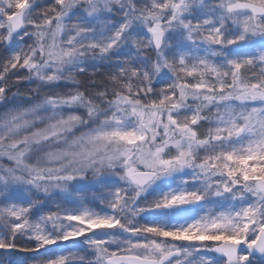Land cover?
I'll list each match as a JSON object with an SVG mask.
<instances>
[{"label":"snow or ice","instance_id":"1","mask_svg":"<svg viewBox=\"0 0 264 264\" xmlns=\"http://www.w3.org/2000/svg\"><path fill=\"white\" fill-rule=\"evenodd\" d=\"M0 55V264H264V0H0Z\"/></svg>","mask_w":264,"mask_h":264},{"label":"rangeland","instance_id":"2","mask_svg":"<svg viewBox=\"0 0 264 264\" xmlns=\"http://www.w3.org/2000/svg\"><path fill=\"white\" fill-rule=\"evenodd\" d=\"M44 2H45V0H41V3H44ZM2 62H3V56L0 55V63H2ZM18 74L19 75H25V73H23V72H20ZM13 79H14V77H13ZM35 86H36L35 84H29L27 81H21V83H19V84H12L11 90L8 93L9 99L11 100L12 94L16 93L17 91H19L22 94H28L29 89L33 88ZM161 86L162 85H157L158 88ZM58 91H67V88L61 87L60 89H58ZM9 106H10L9 104H0V112L5 111ZM205 127H207V125H205ZM16 258L18 260H21V261H23L25 259L23 254H19ZM29 264H30V262H29Z\"/></svg>","mask_w":264,"mask_h":264},{"label":"trees","instance_id":"3","mask_svg":"<svg viewBox=\"0 0 264 264\" xmlns=\"http://www.w3.org/2000/svg\"><path fill=\"white\" fill-rule=\"evenodd\" d=\"M9 163L10 162L6 158H0V165L8 166Z\"/></svg>","mask_w":264,"mask_h":264}]
</instances>
